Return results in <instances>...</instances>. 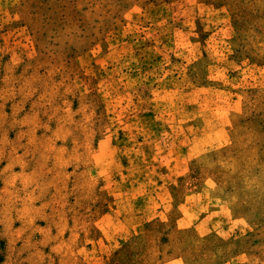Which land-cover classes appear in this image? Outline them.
<instances>
[{"label": "rangeland", "instance_id": "obj_1", "mask_svg": "<svg viewBox=\"0 0 264 264\" xmlns=\"http://www.w3.org/2000/svg\"><path fill=\"white\" fill-rule=\"evenodd\" d=\"M0 264H264V0H0Z\"/></svg>", "mask_w": 264, "mask_h": 264}]
</instances>
